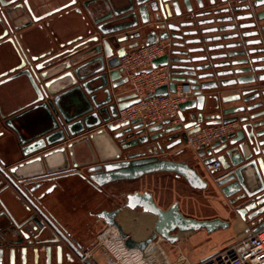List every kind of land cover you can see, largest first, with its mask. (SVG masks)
Returning a JSON list of instances; mask_svg holds the SVG:
<instances>
[{
	"label": "water",
	"instance_id": "1",
	"mask_svg": "<svg viewBox=\"0 0 264 264\" xmlns=\"http://www.w3.org/2000/svg\"><path fill=\"white\" fill-rule=\"evenodd\" d=\"M18 1L0 0V139L6 131L14 134L21 156V161L11 166L0 157V264H97L84 258L81 244L44 205L53 190V186L44 189V184L68 175L79 176L95 189L117 175L141 181L142 189L126 194L122 208L139 209L155 218L149 238L135 241L123 232L116 222L121 209L98 214L118 231L128 251L141 252L157 237L174 244L182 233L204 230L210 234L229 227V221L220 218L184 216L179 200L166 209L159 207L144 189L153 172L183 179L187 188L181 198L193 191H208L214 197L220 194L230 205L244 200L243 213L264 203V25L257 28L264 11L248 16L255 21L237 28L181 31L194 22L169 24L168 30L179 34L164 33L159 38L169 36L178 42L147 71L167 69L168 85L157 88L153 95L174 93L177 84L189 86L192 97L179 105L180 123L140 118L117 123L120 111L139 102L134 93L118 91L128 80L120 67L126 51L115 47L121 41L116 35L132 26L117 23L134 18V12H129L132 6L109 11L124 0ZM194 2L201 7L200 0ZM136 4L141 5L139 15L143 18L146 6L139 0ZM251 6H264V0H252ZM151 8L161 15L165 11L168 18L192 13L190 0H157ZM54 15L59 16L51 18ZM63 16L66 28L50 31V23ZM36 29L45 33L39 41L29 38ZM235 29L233 34L210 35ZM234 40L238 42H229ZM235 57L243 58L229 61ZM225 90L230 94L222 95ZM230 103L239 104L226 107ZM204 104L216 113L204 116ZM190 110L196 113L185 123L182 113ZM234 122L241 124L239 130L198 153L207 156L203 165L220 163L221 175L215 176L218 171L208 173L214 176V190L205 175L185 161L173 160L181 152L166 154L185 144L186 136L198 132L202 124ZM190 127L186 133L173 134ZM77 149L83 162H76ZM262 227L264 222L253 232Z\"/></svg>",
	"mask_w": 264,
	"mask_h": 264
},
{
	"label": "crops",
	"instance_id": "2",
	"mask_svg": "<svg viewBox=\"0 0 264 264\" xmlns=\"http://www.w3.org/2000/svg\"><path fill=\"white\" fill-rule=\"evenodd\" d=\"M128 88L129 87L127 85L121 87L118 90L119 94H126ZM229 92L231 91L225 90L221 94L222 95L230 94ZM205 104L203 110L204 116L212 115L216 113L211 111L209 107ZM238 104L239 103H230L226 105V107H234L237 106ZM195 113H196L195 110L183 112L182 114L185 117V123L191 122L189 116ZM204 125L205 124H202L201 126ZM180 132H185V130H181L173 134H180ZM184 147L186 146L185 144L182 143L176 146L175 148H173L172 150L168 151L166 154L168 156H171L174 153L181 152L177 154L173 158V160L185 161L191 167L196 169L199 172V174H201L202 176L205 175L208 178L210 186L214 187L213 185L214 176L209 175L208 172H206L203 167V160H205L207 156L200 157L198 155L199 152H197L194 155H190L189 159H185L184 158L185 150H183ZM19 151H20L19 144L14 134H9L7 137L2 138L0 140V157L6 162L7 165L11 166L21 161V156L20 154H18ZM76 152L78 154V156L76 155V157L78 158L76 162L77 163L83 162L84 157L79 152V149H77ZM222 173H223L222 170L219 169L215 176H219ZM151 179H152L151 181L154 182L156 181L161 182L162 180L169 179V181L172 180L177 184H179L180 186L182 185V187L183 186L187 187V184L183 179H178L176 176L170 175L165 172H153L151 175ZM55 180H57L59 185L49 195H47L48 203L46 204L45 202L46 200H45L44 205L47 208L48 212L51 214V216H53V218L56 219L61 224V226L67 231V233L81 244L82 248L85 251V255L91 261H95L97 264H100L99 260H102L103 258H104L103 260H105V262L107 263L109 261H112L110 260V253H108L107 250L108 248H106V246L104 247L102 243H105L103 242V240L109 238L108 236H113L111 232H114L116 229L112 226L106 225L104 220L98 217V214L101 211H113L116 209H121L116 216V222L118 223V225H120L123 232L128 234L135 241L145 240L146 237L145 235H143L142 231L136 232L137 230H140L137 224H136L137 230L136 231L133 230L134 233L130 231V227L133 226L129 224V221L132 220L138 223L143 219H145L144 216L147 217L148 214L142 213L139 209L134 211L123 209L122 206L125 200L121 204V199L122 198L125 199L126 194L131 193L133 191H138V186L140 184L139 179L133 176L117 175L105 179L98 186V189L92 188L77 175H68V176L56 178ZM50 182L44 184V189L49 187ZM165 183H167L168 186L169 182L165 181ZM153 184L154 183L152 184L150 183V185H152L156 189L157 186ZM73 185H74L73 188L75 187L78 188L79 186V188L81 189H88L91 195L89 194L88 197L83 198L82 194H80L78 191L79 189L74 190L73 188H71ZM65 188L68 190L65 191L64 190ZM172 189L173 190L170 189V192L174 195L176 191L174 190L175 188ZM147 191L152 194V197L156 202V204L159 207L163 208L159 204L158 199L156 198L155 191L153 189H149ZM196 192H202V191H196ZM220 197L222 199L221 204L219 203V205H217L216 203H213L214 206L212 210H214L215 212L214 214L195 217V219L211 220L215 218H220L222 220L229 221V227L224 230L222 229L216 230L215 232L210 234L202 230V233L205 236L196 237L197 239L196 246L200 245L203 237H211V238L213 237V240H215V242L211 248L206 247L204 249V253H203L204 255L202 254L200 256L201 258L197 263L204 261L207 257L223 249L229 243L235 242L238 239H240L242 230L246 226L252 228L253 230V228L257 227L259 224H262L264 222V203L260 205L256 204L253 208H250L245 213H243L241 212V210L243 209V205L245 202L244 200L238 202L236 205H230L227 199H225L221 195ZM111 201H113L114 207L112 208L107 207L106 204ZM172 203L173 201L168 205V207ZM86 205H87V210L86 208H83ZM179 208L184 216L194 218L192 216H188L187 214H185V212L182 210L180 205ZM261 209L262 211L259 212V210ZM85 210L87 212L86 214L84 213ZM223 212H227V215H224ZM196 233H198V231H196ZM118 237L121 238L120 235H118ZM185 252H187L186 249ZM103 264L105 263L103 262Z\"/></svg>",
	"mask_w": 264,
	"mask_h": 264
},
{
	"label": "built area",
	"instance_id": "3",
	"mask_svg": "<svg viewBox=\"0 0 264 264\" xmlns=\"http://www.w3.org/2000/svg\"><path fill=\"white\" fill-rule=\"evenodd\" d=\"M166 51L163 44L154 43L129 50L120 59V67L128 80L127 85L130 86V92L136 95L139 102L120 111L116 119L117 123L137 118L144 122L160 123L169 120L173 125L180 123L179 105L192 97L189 86L178 84L174 93L153 95L157 88L168 85L169 77L164 67L147 71L151 63L164 56ZM240 128L241 124L237 122L204 125L198 132L186 136L185 145L199 152L202 147L207 148ZM189 130L191 127L186 129L185 133ZM203 167L209 173L218 171L221 166L218 161H214ZM197 264H264V227L253 232L252 228L246 226L242 230L240 239L229 243Z\"/></svg>",
	"mask_w": 264,
	"mask_h": 264
},
{
	"label": "flooded vegetation",
	"instance_id": "4",
	"mask_svg": "<svg viewBox=\"0 0 264 264\" xmlns=\"http://www.w3.org/2000/svg\"><path fill=\"white\" fill-rule=\"evenodd\" d=\"M137 1L138 0H124L123 4L113 7L114 9L112 8L109 9V11L120 10V9L124 10L128 8L129 6L130 7L132 6L131 11L129 12H134L135 14L134 18L129 17L127 19L118 21L117 23V24H124V25L126 24V25L132 26L131 28L121 31L118 35H116V38H120L121 41L116 43L115 47L123 48L126 51V53L129 50L151 44L150 40H153V42L155 43L163 44L166 47V49H174L172 45L177 43L178 42L177 40L172 39L169 36L164 39L159 38L160 36H163L164 33H167L168 35H170L171 33L175 35L179 34L178 32H175V31H169L167 27L169 24L178 25L179 22H184V23L194 22L193 26L185 28V29L182 28L181 31L183 30L201 31V30L213 29V28L218 29L220 27H226V26L237 28L239 24H244V23L248 24L249 22L255 21L254 17L252 18L250 17L255 16L256 14H259L264 11V6L257 7L256 9H252V6H251L252 0H200L201 7H198V4L194 2L195 0H190L191 7H192V13L186 14L185 17L183 18H174V17L168 18L164 10H163L164 12H162V15L159 12V10L152 11L151 3L157 2V0H139L140 2H143V4L146 6L147 15L142 18L139 15V8L141 5H137L136 4ZM18 2H22V0H19ZM157 7L159 8L158 5ZM179 8L181 12H184V8L181 2H179ZM169 9L172 13L170 6H169ZM60 15L62 17L63 13H60ZM125 15L126 14H123L122 16H125ZM56 16H59V15H54L51 18H55ZM157 16L159 18H157ZM237 17H242V19L238 20ZM117 18L118 17H113V19H117ZM66 19L67 18L63 16V18H60L59 20H55L54 22L52 21L49 27L50 31H53L56 33L61 29V26H62V29L64 27L66 28L67 22L64 21ZM198 22H202V24L197 25ZM38 24L39 23L34 24L32 26H36ZM262 25H264V20L257 22V28H259V26H262ZM233 33H236V29L229 31V32L216 31V33H213L210 35L211 36H222L223 34H233ZM44 34L45 33L43 31L36 29L33 32V34L29 36V38L33 41H39L44 38ZM237 40L229 41V42H238ZM223 43L225 42L224 41L218 42V44H223ZM241 49L242 48L236 49V50H241ZM242 58L243 57L230 58L229 61L241 60ZM9 134L11 133H8V131H6L4 135L2 136V138L7 137ZM76 171H72V172L74 173ZM48 177L53 178L55 176H48ZM58 185L59 184L57 180L53 179L50 182L49 187L53 186V190H54L55 188H57ZM40 225L44 226L45 223L43 221H40ZM83 256L85 259H88L89 261H91L85 255V251H83Z\"/></svg>",
	"mask_w": 264,
	"mask_h": 264
},
{
	"label": "rangeland",
	"instance_id": "5",
	"mask_svg": "<svg viewBox=\"0 0 264 264\" xmlns=\"http://www.w3.org/2000/svg\"><path fill=\"white\" fill-rule=\"evenodd\" d=\"M128 91L130 92V86L127 85ZM186 146V145H185ZM184 158L189 159L190 155H194L197 153L196 151H193L191 147H184ZM151 177L148 179V181L144 184V189L149 190L153 189L156 193V198L158 199L159 204L163 208H167L168 205L173 201L179 200V205L182 208V210L187 214L188 216L192 217H200L205 215H212L214 214L213 203H216L219 205V203H222V199L219 194L214 197L211 192L208 191H202V192H190L184 195L183 198H181V194L184 190H186L187 187H182L179 184H177L174 181H169V179L162 180L161 182H154L151 181ZM165 181H168L169 184L167 186V183ZM140 184L138 186V191L142 189V183L139 181ZM150 183H154L153 185H156L157 188L155 189ZM74 185L71 187L73 188ZM152 187V188H151ZM171 187V188H170ZM175 188L174 190L176 193L173 195L170 192V189ZM74 190H78L80 194H82L83 198H86L89 196L90 191L88 189H81L79 188H73ZM212 190H214V187H211ZM67 191L68 189H64ZM72 190V189H69ZM81 190V191H80ZM89 192V193H88ZM91 195V194H90ZM175 197V198H174ZM46 197V204L48 203ZM124 202V199H121V204ZM87 204V203H86ZM120 204V205H121ZM85 205V204H84ZM118 205V204H117ZM107 207H114L113 201L108 202L106 204ZM83 208H86L87 205ZM215 208V207H214ZM86 210L84 213L86 214ZM96 211V210H94ZM94 215V213H93ZM120 215V213H119ZM224 215H227V212H225ZM145 219L142 221L136 223L132 220L129 221V224L133 227H130V231L133 232L137 230V225L139 226L140 230L142 231L143 235H145V239L149 238L153 234V221H155V218L147 215V217L144 216ZM137 224V225H136ZM97 233V232H95ZM113 236H108L109 238L104 239L102 243L103 246L108 248V253H110V260L108 263L105 262V260H99L100 264H195L199 261L201 258L200 256L204 253V249L206 247L211 248L212 245H214L215 240H213V237H201L202 242L200 243V247L196 246L197 244V236H205L201 231L196 232H189V233H182L181 239L174 243L170 244L163 240L162 238L157 237L154 239L145 250L143 251H128L124 248L123 240L122 238L118 237V232L115 230L114 232H111ZM134 233V232H133ZM105 238V237H104ZM119 238V239H118ZM196 247V249H195ZM185 249L187 252H185ZM131 252V253H130ZM204 255V254H203ZM79 263V262H78Z\"/></svg>",
	"mask_w": 264,
	"mask_h": 264
}]
</instances>
